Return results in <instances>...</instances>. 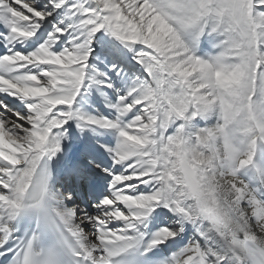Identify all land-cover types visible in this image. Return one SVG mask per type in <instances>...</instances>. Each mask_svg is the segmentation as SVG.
Masks as SVG:
<instances>
[{
  "label": "snow or ice",
  "instance_id": "obj_1",
  "mask_svg": "<svg viewBox=\"0 0 264 264\" xmlns=\"http://www.w3.org/2000/svg\"><path fill=\"white\" fill-rule=\"evenodd\" d=\"M0 264H264V0H0Z\"/></svg>",
  "mask_w": 264,
  "mask_h": 264
}]
</instances>
